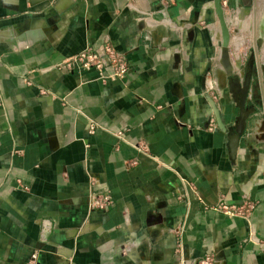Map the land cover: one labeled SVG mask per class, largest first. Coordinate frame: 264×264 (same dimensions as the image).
<instances>
[{
  "label": "crops",
  "instance_id": "1",
  "mask_svg": "<svg viewBox=\"0 0 264 264\" xmlns=\"http://www.w3.org/2000/svg\"><path fill=\"white\" fill-rule=\"evenodd\" d=\"M222 5L237 12L235 74L258 70L235 156L241 94L215 0H0V264H264V0ZM107 40L129 54L126 78L58 66ZM209 96L227 131L209 129ZM92 176L107 211L89 209ZM223 196L259 205L229 218L212 207Z\"/></svg>",
  "mask_w": 264,
  "mask_h": 264
},
{
  "label": "built area",
  "instance_id": "2",
  "mask_svg": "<svg viewBox=\"0 0 264 264\" xmlns=\"http://www.w3.org/2000/svg\"><path fill=\"white\" fill-rule=\"evenodd\" d=\"M226 4V2H224ZM237 12L232 11L226 20L232 21L236 19ZM228 26H230L227 20ZM230 29V27H229ZM242 40H244L235 50L237 58L240 62L243 61L247 49L252 47L254 44L255 37L251 31L243 32ZM61 68H66L69 71H84V70H96L99 73V77L103 82H107L111 77H117L124 79L130 72V60L129 54L126 51L116 49L113 44L107 40L104 43L102 49H85L75 56L65 60L58 65ZM28 85L33 86L34 83L30 80H26ZM40 93H46V89L39 86ZM2 104V97L0 96V105ZM97 129L95 123L90 125V131L94 132ZM209 129H218V124L214 115H211ZM91 191L88 196L89 209L98 211H107L115 205V199L111 191L107 188H98L100 181L97 177H91ZM259 201L250 197L243 196L239 201H229L227 198L220 197L218 201L212 206L214 209L223 213L229 218H246L252 217L256 209L258 208ZM33 260H36V254L33 255ZM182 264H216L217 257L214 253H208L202 257L194 259L183 258Z\"/></svg>",
  "mask_w": 264,
  "mask_h": 264
},
{
  "label": "water",
  "instance_id": "3",
  "mask_svg": "<svg viewBox=\"0 0 264 264\" xmlns=\"http://www.w3.org/2000/svg\"><path fill=\"white\" fill-rule=\"evenodd\" d=\"M215 6L220 20L221 35H222L221 62L225 70V74H226L225 76H227V78L230 79L231 88H237L241 94L240 116L236 127L230 132V136H229V146L231 149V154L232 156H235L238 151L240 138L246 129L247 118L250 114V112H248V109L246 108V104H247L250 85L252 82V77L254 73L258 72V70L255 69V61H252L251 69L244 72L242 79L238 74L237 75L235 74L234 66L229 50L231 33L226 20V15H225L224 7L222 5V0H215ZM263 40H264V16L261 19V23L258 30V36L256 39L257 47L262 45ZM209 102L211 104L213 113L215 115L218 128L222 131H227L228 128L223 120L222 114L219 108L217 107L215 101L210 96H209Z\"/></svg>",
  "mask_w": 264,
  "mask_h": 264
},
{
  "label": "bare ground",
  "instance_id": "4",
  "mask_svg": "<svg viewBox=\"0 0 264 264\" xmlns=\"http://www.w3.org/2000/svg\"><path fill=\"white\" fill-rule=\"evenodd\" d=\"M239 63H240V60H239V58H237V60H236V65L239 66Z\"/></svg>",
  "mask_w": 264,
  "mask_h": 264
}]
</instances>
